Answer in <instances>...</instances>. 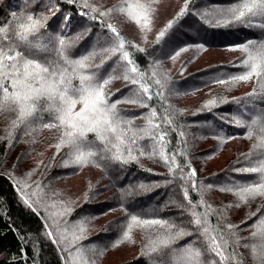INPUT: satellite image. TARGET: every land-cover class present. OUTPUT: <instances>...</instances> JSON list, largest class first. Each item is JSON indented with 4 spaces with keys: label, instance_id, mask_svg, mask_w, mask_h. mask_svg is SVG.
Returning <instances> with one entry per match:
<instances>
[{
    "label": "trees",
    "instance_id": "1",
    "mask_svg": "<svg viewBox=\"0 0 264 264\" xmlns=\"http://www.w3.org/2000/svg\"><path fill=\"white\" fill-rule=\"evenodd\" d=\"M132 1L153 0H0V49L95 72L110 122L46 99L20 119L0 88V264H264V0L148 30Z\"/></svg>",
    "mask_w": 264,
    "mask_h": 264
},
{
    "label": "snow or ice",
    "instance_id": "2",
    "mask_svg": "<svg viewBox=\"0 0 264 264\" xmlns=\"http://www.w3.org/2000/svg\"><path fill=\"white\" fill-rule=\"evenodd\" d=\"M71 3L72 0H69ZM83 14V13H82ZM243 16V13H240ZM32 20V17H29ZM38 21H33L32 31L38 27ZM114 31V30H113ZM247 44L253 41H246ZM61 46L64 45V39L60 41ZM122 46V45H121ZM232 47H240L229 46ZM87 59V54L84 57L75 58V63L79 64L81 68L85 67L83 63ZM131 63V62H130ZM137 69L132 68L135 72ZM67 69L58 66L52 62H41L26 56L23 52H16L15 54L4 53L0 49V79H3L7 86L0 85L6 96L16 107L10 108V111H19V118L23 119L26 115H31L35 105L41 100L46 99L51 102L50 106H54L57 113L62 114L63 117L75 119L81 126L91 124L88 130L107 131L110 127V122L104 118V104L105 94L103 90L104 84L107 80L97 81L95 79L96 73H87L80 77V84L73 85L72 81L65 75ZM133 83H136L133 80ZM147 92L148 90L145 89ZM154 93H149L148 98L151 99ZM124 100L125 98H121ZM120 101H117L118 103ZM81 103L83 108L81 112H73L75 106ZM115 106V103L112 105ZM45 127H55L54 122H49ZM71 127H78L77 123H73ZM71 135V133H69ZM83 136V131L79 133ZM195 172L193 171V177ZM196 181H193L195 185ZM211 207V205H209ZM229 227H232L229 225Z\"/></svg>",
    "mask_w": 264,
    "mask_h": 264
},
{
    "label": "rangeland",
    "instance_id": "3",
    "mask_svg": "<svg viewBox=\"0 0 264 264\" xmlns=\"http://www.w3.org/2000/svg\"><path fill=\"white\" fill-rule=\"evenodd\" d=\"M184 0H153L150 4V7H145L139 1H132L134 7L132 8L133 14L135 16V23L139 25L143 30H148L154 22L156 23H164L169 19L174 12L177 10L176 8L180 6ZM152 5L154 10H152ZM145 25V27H144ZM81 228V226H80ZM81 230V229H80ZM74 264H93V262H89L87 258L81 257L78 260L73 261ZM72 264V263H71Z\"/></svg>",
    "mask_w": 264,
    "mask_h": 264
}]
</instances>
